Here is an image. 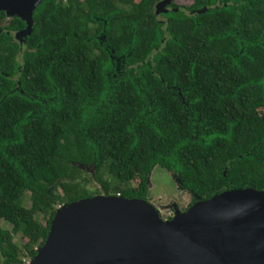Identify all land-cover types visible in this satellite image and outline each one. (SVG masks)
I'll return each mask as SVG.
<instances>
[{
    "label": "trees",
    "instance_id": "1",
    "mask_svg": "<svg viewBox=\"0 0 264 264\" xmlns=\"http://www.w3.org/2000/svg\"><path fill=\"white\" fill-rule=\"evenodd\" d=\"M159 1L41 0L23 42L0 11V264L32 259L62 204L145 199L156 165L190 205L264 188V0Z\"/></svg>",
    "mask_w": 264,
    "mask_h": 264
},
{
    "label": "water",
    "instance_id": "2",
    "mask_svg": "<svg viewBox=\"0 0 264 264\" xmlns=\"http://www.w3.org/2000/svg\"><path fill=\"white\" fill-rule=\"evenodd\" d=\"M40 2L0 0V11L25 23L19 42L31 34ZM27 264H264V191L227 189L169 219L142 198L83 197L57 208Z\"/></svg>",
    "mask_w": 264,
    "mask_h": 264
},
{
    "label": "rangeland",
    "instance_id": "3",
    "mask_svg": "<svg viewBox=\"0 0 264 264\" xmlns=\"http://www.w3.org/2000/svg\"><path fill=\"white\" fill-rule=\"evenodd\" d=\"M178 2L182 1L178 0ZM83 168L90 174L94 173L93 166ZM137 184L138 180L132 182V185ZM178 185V178L172 172L167 171L159 165L152 167L147 174L145 182L146 193L144 198L159 211L161 218L167 215L173 216L176 209L183 211L185 206L192 200L193 195L180 190ZM87 187L91 191L98 190V184L93 180L87 185ZM25 206H30L28 198L25 199ZM1 226L8 230L11 229L10 224L6 222H1ZM20 239L19 234L12 233V240L22 247V241ZM25 259L28 261V258Z\"/></svg>",
    "mask_w": 264,
    "mask_h": 264
},
{
    "label": "flooded vegetation",
    "instance_id": "4",
    "mask_svg": "<svg viewBox=\"0 0 264 264\" xmlns=\"http://www.w3.org/2000/svg\"><path fill=\"white\" fill-rule=\"evenodd\" d=\"M182 2H178V0H171L170 2H171V4L172 3H179V4H181V3H184L185 2V0H181ZM167 10H170V9H172L171 8V5H167L166 7H165ZM19 31V30H18ZM17 31H13L12 32V36H13V38H15L14 36H15V33H16ZM260 190H263L264 191V188L263 189H260ZM191 202V201H190ZM190 202L185 206V209L187 208V207H189L190 206ZM184 209V210H185ZM182 211V210H181ZM37 249V248H36ZM31 259H28V261L26 260V263L25 264H27L29 261H30Z\"/></svg>",
    "mask_w": 264,
    "mask_h": 264
}]
</instances>
